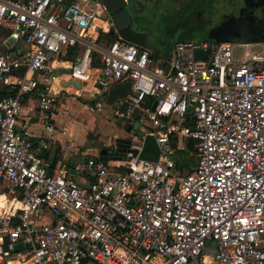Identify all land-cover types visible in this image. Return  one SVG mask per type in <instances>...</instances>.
Listing matches in <instances>:
<instances>
[{"label":"built area","instance_id":"1","mask_svg":"<svg viewBox=\"0 0 264 264\" xmlns=\"http://www.w3.org/2000/svg\"><path fill=\"white\" fill-rule=\"evenodd\" d=\"M112 27L102 0H0V29L30 49L0 54V83L15 79L0 99V264H264V52L179 40L155 55L118 31L111 39ZM61 56L68 85L53 92L34 75ZM125 84L121 159L50 169L42 155L56 123L36 139L19 122L25 96L49 113L61 95ZM148 135L158 161L140 158ZM184 151L195 165L181 170Z\"/></svg>","mask_w":264,"mask_h":264},{"label":"crops","instance_id":"2","mask_svg":"<svg viewBox=\"0 0 264 264\" xmlns=\"http://www.w3.org/2000/svg\"><path fill=\"white\" fill-rule=\"evenodd\" d=\"M245 45V44H244ZM250 51H257V52H264V44H246L245 45ZM257 47H261V50H257ZM16 51L13 52L16 55H19L22 58H26L30 52L29 46L25 44L24 42H17L14 47ZM11 48V49H12ZM62 58V59H61ZM61 58H56L54 62L50 63V68L53 70L52 73H49V76H45L43 74H36L34 77L42 84L43 87H45L47 90H52L55 88V85L58 81L60 87L57 90L60 91L61 89V83L67 84L65 80H68L67 73L69 72L66 67L68 66V60L67 57L61 56ZM67 62V63H66ZM59 64H62L64 67L58 66ZM62 71L61 74H57V72ZM15 79L12 82H2L0 83V91H6L11 92L13 90L12 85L14 84ZM66 86V85H65ZM116 88L111 90L109 93H106L104 95H98L96 94H86V96L94 97V98H104V97H112L114 104L116 103V100L114 99V93ZM69 90H73V88H69ZM82 105L86 108V105L82 103L77 102H70L69 101H62L60 103V106L54 107V109L46 113L40 109L39 106V100L35 94L26 95L23 102H22V108H21V114L19 117V122L27 129H29L32 134L35 136L36 139H38L40 136L46 135L45 127L49 121H54L56 123V129L52 135H49V147L43 152V160L46 165L49 166L50 169L54 167V165L58 161H62L64 164H66L69 167H73L75 163L79 161L87 160L91 157H98L101 156L104 159L109 160L110 162L115 161V159L110 156H102L100 153L103 149H110L114 148V155L117 156L119 154V148L117 147V142L120 138H115L116 144L115 146H108L105 148L104 145L100 147H96L95 149L89 148L84 152L80 151V148L77 146V138H71L70 131L68 130V118L72 114V112H79V110L82 109ZM115 106V105H114ZM69 108V112H68ZM68 112V113H67ZM118 120V119H117ZM119 121V120H118ZM122 124V127L125 131V138H121L123 140H127V124L119 121ZM66 131V135H63L61 131ZM86 129H80L77 132L76 137H78V140L80 137H83ZM70 134V135H69ZM84 138V137H83ZM81 138V139H83ZM82 141V140H81ZM82 180V179H80Z\"/></svg>","mask_w":264,"mask_h":264},{"label":"rangeland","instance_id":"3","mask_svg":"<svg viewBox=\"0 0 264 264\" xmlns=\"http://www.w3.org/2000/svg\"><path fill=\"white\" fill-rule=\"evenodd\" d=\"M202 13L206 22L212 24L219 22L224 16L231 14L229 7H224L221 2L216 1L211 4L206 3ZM156 25L157 26L152 29L151 35L154 39L159 41V43H157L153 49L157 50L161 55H168L173 49L171 46L169 47V44L173 43L177 39L180 40L181 37L178 38L180 34L174 32L173 29H175V24L170 20V18H166L163 22L159 21ZM185 35L186 34H184L183 37H187ZM190 39L196 40L198 38L197 36H193ZM169 40L173 41L169 43ZM16 43L17 42L14 37L9 35L5 38L0 33V52H3L8 47H14ZM261 49V47H257V50ZM242 51L243 49H238V54H241ZM58 66L63 67L62 64H59ZM61 73L62 71L57 72V74ZM62 101H69V103L77 102L86 105V108L82 105V109L79 110V112H72L68 118L69 124L67 126L70 131L69 133L71 134L69 137H73L75 139L77 138V141L75 142H77L76 144L78 148H80L81 152H84L89 148L95 149L96 147L98 148L102 145H104L105 148L108 146H115L116 137L120 139L126 137L121 122H119L114 115L115 104L112 97L94 98L86 96L84 93L80 97L61 95L57 99L55 106H60ZM80 129H86V131L83 135L84 138L80 137L78 140L76 135ZM214 249L215 246L212 243L206 250V253L211 255Z\"/></svg>","mask_w":264,"mask_h":264},{"label":"flooded vegetation","instance_id":"4","mask_svg":"<svg viewBox=\"0 0 264 264\" xmlns=\"http://www.w3.org/2000/svg\"><path fill=\"white\" fill-rule=\"evenodd\" d=\"M113 14L117 17L121 26L136 33H144L149 41V48L155 55H161L153 47L159 43L152 37V29L159 21L163 22L166 18L175 24L174 32L179 33V37L184 34L192 38L197 36L201 41L217 42L208 37V31L217 23H207L202 13L206 3L214 1L221 2L223 6L230 9L228 15L239 16L240 11L245 8L246 3L250 5L249 11L256 12L264 25V0H109ZM110 15V14H109ZM111 17V15H110ZM112 32H116V25L112 19ZM113 35V34H112ZM193 40V39H191ZM173 40H169V43ZM175 40L169 44L174 47ZM161 42V41H160ZM168 42V41H167ZM168 47V48H169Z\"/></svg>","mask_w":264,"mask_h":264},{"label":"water","instance_id":"5","mask_svg":"<svg viewBox=\"0 0 264 264\" xmlns=\"http://www.w3.org/2000/svg\"><path fill=\"white\" fill-rule=\"evenodd\" d=\"M17 1V0H15ZM105 4L108 13L111 15L115 22L116 29L119 35L131 43L137 44L142 48H149V41L144 33H136L130 29H126L124 26L118 22L117 17L113 14L111 4L109 0H102ZM250 5L246 3L245 8L240 11L239 16L226 15L223 19L213 26L208 31V37L212 40H216L220 43H234V44H264V25L262 24L263 19L260 20L256 12L249 11ZM113 35L116 32H112ZM16 49L12 48L9 52L13 53ZM209 54V50H196V59H206ZM27 71L26 67L21 69L22 74ZM69 77V76H68ZM71 84L75 85L78 89L82 88V84L79 82L71 81ZM68 85V84H65ZM132 129V126L127 127V132ZM129 146L127 140L119 139L117 142V147L119 148V154L114 155V148L103 149L101 151L102 156H112L115 160L121 159L122 155L125 153ZM160 155V148L156 142L153 135H148L146 137L143 151L140 154V158L158 161ZM24 250V245H17L15 252Z\"/></svg>","mask_w":264,"mask_h":264},{"label":"trees","instance_id":"6","mask_svg":"<svg viewBox=\"0 0 264 264\" xmlns=\"http://www.w3.org/2000/svg\"><path fill=\"white\" fill-rule=\"evenodd\" d=\"M0 33L5 37L7 38L9 36V33L0 29ZM111 36V39H115L116 36L115 35H110ZM187 37H181V41H187V40H191L188 35H185ZM12 47H8L7 49H5L3 52H0V54H3V53H6L8 52ZM170 54H168L167 56H169ZM155 57V55H154ZM116 91L114 93V99H117L119 97H122L125 93H127L130 89V86L129 84H125V85H121V86H117L115 87ZM15 94V91L11 90V92H6L5 90L4 91H0V99L6 97V96H10V95H14ZM175 161H176V164H177V167L181 170L183 169H190L192 166L195 165V160L193 158H189L188 157V152L187 151H184V152H178L176 154V157H175Z\"/></svg>","mask_w":264,"mask_h":264},{"label":"bare ground","instance_id":"7","mask_svg":"<svg viewBox=\"0 0 264 264\" xmlns=\"http://www.w3.org/2000/svg\"><path fill=\"white\" fill-rule=\"evenodd\" d=\"M60 85L57 81L56 85H55V88H53V92H57V90L59 89Z\"/></svg>","mask_w":264,"mask_h":264}]
</instances>
